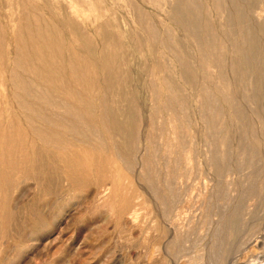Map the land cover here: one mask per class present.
Listing matches in <instances>:
<instances>
[{"label":"rangeland","instance_id":"1","mask_svg":"<svg viewBox=\"0 0 264 264\" xmlns=\"http://www.w3.org/2000/svg\"><path fill=\"white\" fill-rule=\"evenodd\" d=\"M168 1L0 0V264H264V0H190L211 79ZM19 136L62 184L18 166Z\"/></svg>","mask_w":264,"mask_h":264},{"label":"bare ground","instance_id":"2","mask_svg":"<svg viewBox=\"0 0 264 264\" xmlns=\"http://www.w3.org/2000/svg\"><path fill=\"white\" fill-rule=\"evenodd\" d=\"M221 0H213L212 1V6L213 7H215V8H217L218 10H221V5H222V3L220 2ZM229 1V3L228 4H231L232 3V8L233 9H239L240 8V4L239 5H235L234 4V0H228ZM169 2V3H168ZM168 2H166V3H164V4H160V3H158V4H156L155 6H156V8L157 9H165V12L167 13L166 15H168L170 18H172L173 20H175V22H176V24H178V25H180L179 26V28H181V29H184L185 31H184V33H185V35H186V37L187 38H189V40L191 41V42H193V44H195V46H196V49H197V56H198V59H199V61H200V64H202V67H207L206 69H204V71L202 72V76L203 77H205V78H207V76H208V78H210V74H209V72H208V67L210 66V68H211V66L212 65H214V67H215V72H217V73H221V72H223V68H221L220 66H219V64L218 63H216L217 61H216V59H214V58H218V57H220V54H216L215 53V48H214V46L216 45V42L217 41H215V39H214V36H213V34H212V30H210V28H209V26L207 25V24H204L203 25V27L202 28H200L201 27V25H199V31H196V29H197V27H196V24H195V20H194V17H195V14H196V11H200V9H199V7L198 8H196V9H194V5H192L191 4V1L190 0H172V1H168ZM197 2V1H196ZM200 2V1H199ZM210 2V1H209ZM237 3V2H236ZM19 7L21 8V11H22V14H24L26 11L25 10H28L27 9V7L25 6V4H23V3H21V4H19ZM130 9H134V5H129L128 6ZM136 8V7H135ZM183 13V14H182ZM17 14V13H16ZM26 14V13H25ZM212 14H213V12H212ZM202 16V15H201ZM32 17H33V19H34V22H35V27H41V25L43 24V21L41 20V18L38 16V15H36V14H33L32 15ZM43 17V16H42ZM163 18V17H162ZM162 18H161V20H162ZM203 18V17H202ZM22 19V18H21ZM151 19V18H150ZM45 21H46V19H45ZM151 21V20H150ZM202 21H203V19H202ZM164 22V21H163ZM152 23H153V20H152ZM160 23V22H159ZM138 25V24H137ZM156 25V24H155ZM169 25V24H168ZM24 26V25H23ZM32 26V25H31ZM30 26V27H31ZM162 26V25H161ZM172 26V25H171ZM27 27V26H26ZM139 27L140 28H143V29H145L146 31H147V35H148V38H149V40H148V43L150 44V43H152V42H150V39L153 41L154 40V30L153 29H151L147 24H139ZM213 27V26H212ZM172 28V27H171ZM220 28H222V27H220ZM155 29V28H154ZM223 29V28H222ZM122 30V29H121ZM135 31H136V29H134ZM215 30V29H214ZM221 30V29H220ZM134 31V32H135ZM183 31V30H182ZM196 32V33H195ZM136 33H138V30L136 31ZM160 33H161V31H160ZM204 33V35H202ZM140 34V33H139ZM20 35V34H19ZM22 35V34H21ZM162 35V34H161ZM160 35V36H161ZM176 35V34H175ZM23 36V35H22ZM26 36V35H25ZM159 36V37H160ZM176 37L177 38H179L178 37V35H176ZM183 37H181V38H179V39H182ZM157 39H158V37H157ZM53 40V39H52ZM183 40V39H182ZM158 41V40H157ZM245 42V41H244ZM251 44L249 43V41H247V42H245V44H241L240 46H235L234 47V50H236V51H244L245 49H243L244 48V46H250ZM118 46V45H117ZM152 46V45H151ZM191 46V45H190ZM189 46V47H190ZM246 47V48H247ZM17 48H21V45L19 44L18 46H17ZM158 48V47H157ZM170 48V47H169ZM28 49V48H27ZM159 49V48H158ZM193 52V51H192ZM21 52H20V50H19V53L18 54H20ZM163 54V53H162ZM194 54H195V52H194ZM14 56V55H13ZM24 56V55H23ZM22 56H20V57H17L16 58V62H18V64L21 66V65H23V63H21L20 62V58H21ZM28 57H30V56H28ZM49 57V56H48ZM31 58V57H30ZM165 58H166V56H165ZM168 58H169V56H168ZM49 59H51L50 57H49ZM104 59V58H103ZM52 60V59H51ZM171 61V60H170ZM62 62V61H61ZM46 63V62H45ZM172 63H173V59H172ZM252 64H250V63H248V64H245V69L247 70H249V72H252V70L254 71V66H251ZM32 66H34V64L32 65ZM196 68V67H195ZM9 69V68H8ZM61 69V68H60ZM63 69V68H62ZM7 70V69H6ZM197 70V69H196ZM16 71V70H15ZM155 71V70H154ZM8 72H9V70H8ZM17 73H18V71H17ZM20 73V72H19ZM198 73V72H197ZM238 73V72H237ZM40 74H42V73H40ZM20 75V74H19ZM21 76V75H20ZM228 76V75H227ZM26 77H27V75H26ZM33 77V75L31 76V80L33 79L32 78ZM36 77V76H35ZM177 77V76H176ZM21 78H23V77H21ZM28 78V77H27ZM211 79V78H210ZM7 80V79H6ZM28 80V79H27ZM16 81H18L17 80V78H16ZM25 81V80H24ZM29 81V80H28ZM7 82H8V80H7ZM26 83V82H25ZM35 83V82H34ZM39 83V82H38ZM165 83V85H166V87L167 88H169L170 87V85H169V83L170 82H164ZM8 85H9V83H8ZM204 85V84H203ZM16 86L18 87V88H20L25 94H27L28 96H30V97H34V96H32V94H30L31 92L30 91H28L27 89H24V87L22 86V84L20 83V82H17V84H16ZM25 86V85H24ZM39 87H40V84L38 85ZM55 86H60L59 85V82L57 83L56 82V84H55ZM182 86V85H181ZM220 84H216V88L217 89H220V90H222V89H224V88H227L228 86H230L228 83L227 84H224V85H222V86H220ZM9 88H10V86H8ZM26 87V86H25ZM38 87V88H39ZM45 86H43V88H44ZM183 88V87H182ZM5 89H7V87L5 88ZM196 89H198V88H196ZM11 90V89H10ZM254 91V90H253ZM47 93L49 92L48 90L46 91ZM112 92V91H111ZM164 92V91H163ZM7 93H8V91H7ZM67 93V92H66ZM203 93V95H206V92H202ZM212 93V92H211ZM15 94V93H14ZM51 94V93H50ZM11 96V95H10ZM45 96V95H44ZM115 96V95H114ZM165 96H166V93H165ZM8 98H9V95H8ZM52 98H53V96H52ZM60 98V97H59ZM164 98V97H163ZM187 98H188V96H187ZM47 99V98H46ZM61 99V98H60ZM220 99V98H219ZM163 101V100H162ZM179 101H182V100H177L176 101V99L174 98V99H171L170 97H168V98H166V101H165V106H166V108H171L172 107V105H173V103L174 104H176V106H179ZM220 101V100H219ZM198 103V102H197ZM210 103V102H209ZM220 103V102H219ZM199 104V103H198ZM162 105V104H161ZM200 106V105H199ZM24 108H26L28 111H30L31 109H29V106L28 105H24ZM66 108V107H65ZM47 110H49V109H47ZM176 112V111H175ZM49 113V112H48ZM41 114V113H40ZM40 114H37L40 118L42 117ZM43 114V113H42ZM51 114H54V113H51ZM46 115V114H45ZM50 115V114H49ZM200 116H201V114H200ZM199 117V116H198ZM204 117V116H203ZM206 117V116H205ZM178 118H179V116H178ZM68 119V118H67ZM36 120V119H35ZM45 122H46V120L45 119H43ZM47 120H48V117H47ZM57 120V119H56ZM56 120L55 121H48V122H50L51 124H56ZM202 120H203V118H202ZM166 121V120H165ZM36 122H37V120H36ZM204 123V122H203ZM42 125V124H41ZM14 124H13V122L12 123H10V126H9V128L8 129H13L14 127ZM167 126V125H166ZM207 126V125H206ZM181 127V126H180ZM45 128H47L46 126H45ZM60 129V128H59ZM63 129V128H62ZM51 130V132L52 131H54V130H52V128L50 129ZM69 131V130H68ZM174 131V130H173ZM63 132V131H62ZM61 132V133H62ZM169 132V131H168ZM66 133V132H65ZM18 134V133H17ZM38 135H40L42 138H43V140H44V142L45 143H47V142H49L50 143V137L51 136H47L46 134H48V133H43V132H39V133H37ZM170 134V133H169ZM168 134V135H169ZM179 134V133H178ZM19 135V134H18ZM50 135H52L51 133H50ZM78 135V134H77ZM65 136V135H64ZM63 137V136H62ZM10 138V137H9ZM19 138V148H18V151H19V158H20V161H19V164H18V166L20 165V164H22V162L24 163V162H30V168H29V171H30V176H32V180L33 181H35V183L38 185V186H40V187H43L44 189H46V190H50V187H54V185H57V184H62V182H63V180L62 179H58L57 178V176H56V172H54V173H48V170H47V168H46V165L44 164V162H43V159H42V157L40 156V153H39V151L37 150V149H35V147H28L27 148V146H26V144H25V142L23 141L22 142V140L20 139L21 137L19 136L18 137ZM54 138V137H53ZM140 138V137H139ZM63 139H64V137H63ZM140 139H142V138H140ZM169 139V138H168ZM7 141V140H6ZM173 141V140H172ZM141 142V141H140ZM169 142V141H168ZM28 143V142H27ZM63 143V142H62ZM61 142H59V144H62ZM55 144V143H54ZM64 144H66L65 142H64ZM140 145V144H139ZM142 145V144H141ZM140 145V146H141ZM172 145V144H171ZM170 145V146H171ZM143 147V146H142ZM49 148V147H48ZM142 150V149H141ZM6 151V150H5ZM141 152V151H140ZM142 154V153H141ZM11 155V152H7V155L5 156V159H6V163H5V165H3V167L5 168V167H7V168H10V167H12L13 166V164H11L10 162H8V157ZM69 157V156H68ZM67 158V157H66ZM136 158H138V156L136 157ZM4 159V160H5ZM49 159V158H48ZM58 159V158H57ZM176 159V158H175ZM68 160V159H67ZM136 160V159H135ZM137 160H139V159H137ZM57 163H58V161H56ZM82 162L83 161H81V164H82ZM54 163V162H53ZM67 163V162H66ZM137 163H138V161H137ZM46 164H49L48 162H46ZM51 164V163H50ZM67 165V164H66ZM136 166H138V164H136ZM139 167V166H138ZM141 167V166H140ZM26 168V167H25ZM25 168H23V169H25ZM52 168H54V167H52ZM27 169V168H26ZM21 172V171H20ZM26 172H27V170H26ZM26 172H25V174H26ZM53 174H55V176L56 177H54V175ZM84 175H87V174H84ZM84 175H82V177L84 176ZM69 176V175H68ZM67 176V177H68ZM22 178V177H21ZM20 178V179H21ZM74 178V177H73ZM76 178V177H75ZM78 178V177H77ZM109 178V177H108ZM57 179H58V181H57ZM66 179V178H65ZM15 180V179H14ZM110 180V179H109ZM21 182H22V180H21ZM20 182V183H21ZM56 182V183H55ZM16 183H18L19 184V182H16ZM73 183V182H72ZM11 184V183H10ZM9 185V184H8ZM76 185V184H75ZM6 186V185H5ZM15 186H17L16 184H15ZM58 186V185H57ZM64 186V185H63ZM56 187V186H55ZM5 189V188H4ZM7 189V188H6ZM173 189V188H172ZM66 190V189H65ZM10 191V190H9ZM40 191H41V189H40ZM55 191V190H54ZM56 192H58L57 190H56ZM65 192V191H64ZM10 193V192H9ZM59 193H61V192H59ZM57 194V193H56ZM63 195V194H62ZM6 196V195H5ZM9 196V195H8ZM58 198V197H57ZM56 200V199H55ZM60 200V199H59ZM60 203V202H59ZM36 207V206H35ZM36 209V208H35ZM33 216V215H32ZM42 216V215H41ZM45 217V216H44ZM42 218V217H41Z\"/></svg>","mask_w":264,"mask_h":264}]
</instances>
